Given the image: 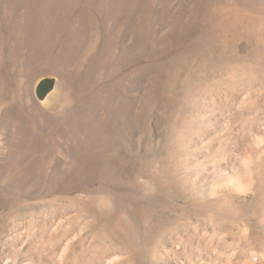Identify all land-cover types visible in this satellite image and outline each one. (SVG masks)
<instances>
[{"label":"rangeland","instance_id":"1","mask_svg":"<svg viewBox=\"0 0 264 264\" xmlns=\"http://www.w3.org/2000/svg\"><path fill=\"white\" fill-rule=\"evenodd\" d=\"M0 264H264V0H0Z\"/></svg>","mask_w":264,"mask_h":264}]
</instances>
